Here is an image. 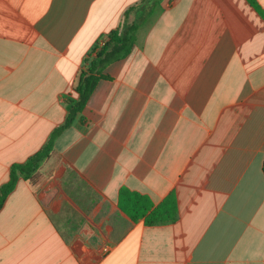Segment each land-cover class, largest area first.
<instances>
[{"label":"crops","instance_id":"1","mask_svg":"<svg viewBox=\"0 0 264 264\" xmlns=\"http://www.w3.org/2000/svg\"><path fill=\"white\" fill-rule=\"evenodd\" d=\"M89 69L0 209V264H264V0H0V186ZM124 188L174 222L131 220Z\"/></svg>","mask_w":264,"mask_h":264},{"label":"trees","instance_id":"2","mask_svg":"<svg viewBox=\"0 0 264 264\" xmlns=\"http://www.w3.org/2000/svg\"><path fill=\"white\" fill-rule=\"evenodd\" d=\"M137 26V23L130 24L123 33H112L101 50L96 52V55L100 56L108 45L114 43L122 49V53L119 57L122 59L126 57L133 44V35L135 34ZM93 51H95V48ZM91 74V69L86 72H81L75 87L78 99L71 102L72 108L68 116H66L67 119L65 123L52 134L43 149L30 157L24 164H13L11 166L7 182L0 186V209L2 208L7 196L15 189L19 180L32 178L41 164L49 157L53 149L54 138L58 132L68 127L74 119V116L82 112L97 80V78L92 77ZM149 200L150 199L147 196L124 188L120 190L118 205L120 210L127 214L133 221L144 218L145 223L151 226L174 222L176 218L174 200L170 198L154 209H152L153 204Z\"/></svg>","mask_w":264,"mask_h":264},{"label":"built area","instance_id":"3","mask_svg":"<svg viewBox=\"0 0 264 264\" xmlns=\"http://www.w3.org/2000/svg\"><path fill=\"white\" fill-rule=\"evenodd\" d=\"M98 50L97 47L95 48V51ZM97 52V51H96Z\"/></svg>","mask_w":264,"mask_h":264}]
</instances>
